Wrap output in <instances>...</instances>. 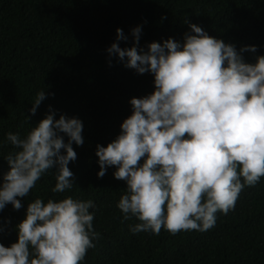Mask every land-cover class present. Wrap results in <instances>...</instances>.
<instances>
[{
    "label": "clouds",
    "instance_id": "clouds-1",
    "mask_svg": "<svg viewBox=\"0 0 264 264\" xmlns=\"http://www.w3.org/2000/svg\"><path fill=\"white\" fill-rule=\"evenodd\" d=\"M185 23L190 33L183 43L168 38L145 50L137 25L133 46L120 47L128 37L117 28L116 42L106 50L125 67L154 77V91L130 99L132 114L119 135L106 147L98 144L95 153L98 178L114 167V178L126 182L116 207L123 220L139 221L129 225L133 234L208 231L218 212L227 215L242 190L264 177V55L247 63L242 53H255L256 46L238 52L234 44ZM45 99V91L37 92L32 115ZM55 115L50 106L26 136L8 132L0 143L13 146L5 157L9 170L0 185V211L9 203L21 209L18 197H27L49 170L53 193L72 190L69 163L77 159L73 143L84 144L83 122ZM96 207L91 199L71 195L36 198L16 225L17 241L0 243V264H83L100 239L93 227Z\"/></svg>",
    "mask_w": 264,
    "mask_h": 264
},
{
    "label": "trees",
    "instance_id": "trees-1",
    "mask_svg": "<svg viewBox=\"0 0 264 264\" xmlns=\"http://www.w3.org/2000/svg\"><path fill=\"white\" fill-rule=\"evenodd\" d=\"M186 20L234 44L238 52L256 46L255 53H242L247 63L264 55V0H0V143L8 132L26 136L50 106L56 119L62 114L79 118L84 137L82 146L73 143L72 190L53 193L54 171L49 170L27 197H18L21 209L9 203L0 211V243L8 247L17 241L15 228L30 202L71 195L97 206L93 227L100 239L83 264H264V177L242 190L227 215L218 212L213 228L176 235L163 228L159 235L131 233L129 225L139 221L123 220L116 207L126 182L114 178V167L97 177V145L106 147L119 135L132 114L131 98L154 91L150 73L138 74L109 57L116 29L128 37L120 47H131V30L142 25L139 44L147 50L149 43L168 38L183 43L190 33ZM39 91L46 99L32 115ZM10 151L11 144L0 147V185Z\"/></svg>",
    "mask_w": 264,
    "mask_h": 264
}]
</instances>
